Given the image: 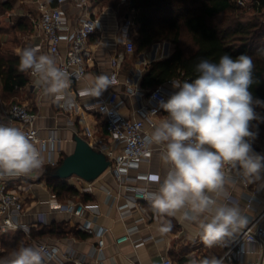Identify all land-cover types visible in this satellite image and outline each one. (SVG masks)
Instances as JSON below:
<instances>
[{
	"label": "crops",
	"instance_id": "0c3cea01",
	"mask_svg": "<svg viewBox=\"0 0 264 264\" xmlns=\"http://www.w3.org/2000/svg\"><path fill=\"white\" fill-rule=\"evenodd\" d=\"M24 1L30 8L29 1L36 0ZM39 1H46L50 4L49 0ZM92 7L93 9L90 10L100 20L101 28L89 43L91 56L87 62L88 74L85 80L79 84H71L69 89L70 95L74 101L78 99L79 105L68 110L61 108L64 105L62 100L43 97L41 90L34 84L29 74V84L9 98L28 106L31 112L38 117L37 124L41 129L42 136H47L53 129L58 130L62 139L60 161L64 156L67 157L73 153L75 136L81 137L91 146L107 137L108 143H103L104 147L107 149L114 147L107 131L105 117L89 108L95 97L81 98L77 95L79 89L86 87L92 77L107 75L112 80V84L103 91L100 97H107L112 92L118 93L125 102L121 111L123 115L130 119L140 118L136 114V110L152 104L150 100L152 89L145 90L141 87L143 77L153 62L168 59L173 53V45L164 42L154 44L141 55H129L126 43L119 34V28L132 15L126 14L124 21L114 10L103 7L101 3H96ZM64 9L70 23H74L79 11L67 5ZM21 18H25L24 13ZM17 33L25 42L22 44L16 42L14 47H8L10 40L8 39L7 44L3 41L5 52L17 55L19 49L37 48L43 45V49L38 54H47L43 35L34 27L30 32L18 31ZM26 42L27 44L24 45ZM66 50L67 46L63 44L61 52L65 54ZM181 86L180 80H172L164 83L160 88L170 98L180 90ZM0 101L6 100L0 96ZM9 104L0 103V109ZM166 115L167 113L164 112L158 117L157 122L159 123ZM146 129L150 133L153 130L147 121ZM252 143L254 151L264 155L261 151L264 136L256 137ZM161 147L155 145L156 151L153 158L142 165L141 172L164 175L166 168L162 162ZM119 153H121L119 149L115 151V155H119ZM48 167L45 166L38 175H29L22 180L10 183L11 188L18 191L25 200L26 213L20 222L31 227L34 233H38L44 228L48 232L45 236L38 234L36 237L31 236L30 238L24 236L23 244L25 246L36 247L38 244L44 243L56 244L63 250L72 249L75 251L76 257L86 264H163L165 258H169L175 263L188 260L195 264H202L203 260L211 258L221 261L226 253V248L222 243L239 234L238 231L231 237H226L214 246L208 247L201 237L198 221L182 219L180 213L176 216H162L153 211L151 201L140 203L143 210L130 206L125 217H121V212L124 211L122 207L134 200L133 193L117 183L111 170H107L92 182L93 191L91 193L83 191L88 182L76 176L66 180L80 194L71 199L59 200L53 195L46 179H44V173ZM225 179L224 191L219 196L211 195L217 199L218 204L239 207L241 214L248 219L247 225L243 227L246 228L264 211V180L252 178L248 186H244L232 178L225 177ZM138 185L142 186L144 183H138ZM153 188L157 190L158 187L153 186ZM108 193L111 195L109 196ZM56 202L59 204L74 203V213L57 210L54 205ZM41 215H45L44 222L41 221ZM169 221L172 224V230L166 234L160 233L159 227ZM87 222L92 223L94 227L108 229V234L105 237L106 246L102 253L95 251L98 239L84 230ZM130 229L133 230L131 241L117 244L116 240L125 236ZM18 234L22 233L10 234L5 239L0 235V261L6 259L10 254L4 242H9L10 237ZM141 241H144V245L135 247ZM251 248L253 251L254 247ZM256 260V254L248 253L241 260L227 259L222 264H251Z\"/></svg>",
	"mask_w": 264,
	"mask_h": 264
},
{
	"label": "clouds",
	"instance_id": "9594fccd",
	"mask_svg": "<svg viewBox=\"0 0 264 264\" xmlns=\"http://www.w3.org/2000/svg\"><path fill=\"white\" fill-rule=\"evenodd\" d=\"M35 47L17 51L18 71L27 73L45 98L62 100L66 108L74 105L69 93L71 80L54 56L38 54ZM255 64L242 53L233 58L225 53L218 62L200 59L192 82H184L161 107L166 117L146 136L148 145L162 146L164 175H153L158 190L149 194L154 212L199 222L203 242L212 247L247 225L239 207L218 204L224 191L225 166L241 171L245 178L264 174V155L256 153L252 141L257 132L253 121L264 122L255 111L264 101L255 99L250 88L254 83ZM79 78V76H78ZM107 75L94 76L82 94L100 97L111 86ZM46 147L37 145L20 128L0 123V178L38 175L49 163ZM172 230L171 222L159 227L162 234ZM43 250L18 246L0 264H44ZM202 264H222L211 258Z\"/></svg>",
	"mask_w": 264,
	"mask_h": 264
},
{
	"label": "built area",
	"instance_id": "2783aa9c",
	"mask_svg": "<svg viewBox=\"0 0 264 264\" xmlns=\"http://www.w3.org/2000/svg\"><path fill=\"white\" fill-rule=\"evenodd\" d=\"M102 0H56V6H52L46 1L36 0V15L25 14L32 26L39 31L44 38L46 53L55 57L58 66L66 69L69 73L71 84H79L85 80L88 74L87 62L91 56L90 40L97 34L101 28V22L93 13V5L101 3ZM240 6H246L243 1H238ZM258 4V1L256 2ZM75 8L79 11L76 21L70 23L65 13V6ZM255 6V5H254ZM135 13V11H133ZM137 25L134 22V16L127 19L119 28V34L126 43L127 53L135 55L133 43L134 36L137 32ZM65 44L67 50L65 54L61 52V46ZM40 51L43 45L37 47ZM79 76V78H78ZM83 89L77 91L79 97L87 95L82 94ZM167 94L160 88L152 90L150 94L151 105L140 107L136 114L140 118L130 119L123 115L122 108L125 105L121 96L112 92L107 97H95L89 108L102 114L107 123V131L114 145L112 149L104 147L102 142L92 145L98 151L103 152L111 166V170L116 178L117 183L128 191L133 193V201L122 207L121 217H125L129 212V207H138L143 210L141 202L151 201L150 193L158 190V183L153 181L154 173H143L140 171L142 165L149 162L156 151L155 145H148L145 142L146 136L150 134L146 129V121L150 123L153 129L158 124L157 119L164 114V109L160 106L161 102H167ZM79 105L78 99L69 109L65 105L61 108L68 110ZM38 117L31 112L28 106L20 103H11L0 109V123H11L12 125L25 131L37 145L46 147L45 154L50 158L51 163L46 166L55 168L60 163L62 155V139L58 130H51L47 136H42L41 129L38 127ZM104 148V149H103ZM120 150L119 155H115L116 150ZM162 150V147L160 148ZM264 153V144L261 147ZM225 177L234 179L248 186L250 179L245 178L241 171L231 166H225L223 169ZM161 176V175H160ZM26 176L13 178H0V235L8 236L10 234L22 233L26 238L31 237L32 228L23 225L20 220L25 215L24 197L16 190L12 189L10 183L22 180ZM162 177V176H161ZM258 179L264 180V174ZM138 183H144L139 186ZM84 192L93 191L92 183H88L83 189ZM110 196L111 194L108 193ZM59 211H66L70 214L75 211V204L72 202L59 204L54 203ZM41 221H45V215H41ZM84 230L98 239L95 251L102 253L106 246L105 237L108 229L104 227H94L92 223L87 222ZM133 230L127 231V234L116 240L117 244L131 241ZM226 248V253L221 260L233 261L241 260L246 254L254 253L257 260L251 264H264V211L258 215L251 224L239 230V234L222 243ZM144 245L141 241L135 245L140 247ZM254 250L252 251V248ZM36 248L43 250L45 264H86L78 259L75 251L72 249L63 250L59 245L44 243L38 244ZM163 264H194L192 261L175 263L169 258H165Z\"/></svg>",
	"mask_w": 264,
	"mask_h": 264
},
{
	"label": "trees",
	"instance_id": "16d2710c",
	"mask_svg": "<svg viewBox=\"0 0 264 264\" xmlns=\"http://www.w3.org/2000/svg\"><path fill=\"white\" fill-rule=\"evenodd\" d=\"M10 1L1 3L0 15L13 9ZM49 2L56 6V0ZM126 8L127 15L135 11L133 16L138 29L133 42L136 55L146 53L154 44L169 42L173 45V53L168 59L150 65L143 77L142 89L154 90L172 80H180L182 85L192 82L198 75L195 66L200 59L218 62L225 53L233 58L245 53L255 64L250 91L255 99L264 101V0L258 1L251 13L245 12L237 0H127ZM15 30L30 32L33 26L28 18H21L15 24ZM184 33L191 40L194 49L191 53L183 46ZM18 64V55L5 52L0 38V91L5 100L29 84L28 74L19 72ZM259 108L261 113L257 114L264 117V107ZM252 125L256 137L264 136V122L253 121ZM252 148L254 150L253 143ZM64 158L58 167H48L44 173L53 195L62 201L80 194L67 181L56 177ZM37 234L45 236L48 232L45 228L38 233L32 230L31 236ZM24 238L23 234H18L4 242L8 253L18 246H25ZM184 261L188 260L177 263Z\"/></svg>",
	"mask_w": 264,
	"mask_h": 264
},
{
	"label": "rangeland",
	"instance_id": "374dc122",
	"mask_svg": "<svg viewBox=\"0 0 264 264\" xmlns=\"http://www.w3.org/2000/svg\"><path fill=\"white\" fill-rule=\"evenodd\" d=\"M4 0H0V5L3 3ZM126 1L127 0H102L101 4L103 7L111 8L114 10L122 20L125 21V15L129 14L128 10L126 8ZM237 1H243L246 6H241L245 12L251 13L253 12L256 8L254 5H258L256 2L261 1V0H237ZM13 5V9L10 12L4 13V15H0V30L2 31L1 33V40H2V47L3 46V41L8 43V47L12 46L14 47V44L19 42V44H22L25 42V40H21V36L17 31L15 30V24L19 19H21V15L24 13L25 14H32L36 15V1H29L31 4L30 8L29 6L26 5V1L24 0H12L10 1ZM2 6H0V9ZM133 11H131L130 15H133ZM250 17V16H248ZM9 37V38H7ZM9 39V40H8ZM6 43V44H7ZM11 44V45H10ZM27 42L24 44L26 45ZM183 46L187 49L188 53L193 52V48L191 47V40L189 36L184 33L183 37ZM6 47V46H5ZM16 47V46H15ZM4 49V48H3ZM134 56V55H133ZM0 96L1 92H0ZM14 101V102H13ZM0 103H5V104H11V103H19L17 100H12V99H7L6 101H0ZM255 111L260 114L261 109L259 106L255 107ZM105 140L101 141L102 143H108V138L105 137ZM74 182L75 180H71ZM68 228V227H66ZM194 263V262H193ZM195 264V263H194Z\"/></svg>",
	"mask_w": 264,
	"mask_h": 264
},
{
	"label": "water",
	"instance_id": "95a60500",
	"mask_svg": "<svg viewBox=\"0 0 264 264\" xmlns=\"http://www.w3.org/2000/svg\"><path fill=\"white\" fill-rule=\"evenodd\" d=\"M74 141V151L64 158L56 177L66 181L76 176L92 183L109 169L111 162L103 152L94 149L81 137L75 136Z\"/></svg>",
	"mask_w": 264,
	"mask_h": 264
},
{
	"label": "snow or ice",
	"instance_id": "6c2138e0",
	"mask_svg": "<svg viewBox=\"0 0 264 264\" xmlns=\"http://www.w3.org/2000/svg\"><path fill=\"white\" fill-rule=\"evenodd\" d=\"M151 179H155V177H151Z\"/></svg>",
	"mask_w": 264,
	"mask_h": 264
}]
</instances>
